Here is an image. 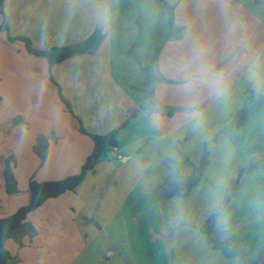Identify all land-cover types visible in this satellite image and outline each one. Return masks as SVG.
I'll use <instances>...</instances> for the list:
<instances>
[{
    "label": "crops",
    "instance_id": "0c3cea01",
    "mask_svg": "<svg viewBox=\"0 0 264 264\" xmlns=\"http://www.w3.org/2000/svg\"><path fill=\"white\" fill-rule=\"evenodd\" d=\"M168 6L178 30L171 39ZM5 17L8 30L1 29ZM96 30L104 36L97 49L52 69L9 39L26 37L48 51ZM158 49L166 81L155 85L150 103L141 87ZM263 86L264 0H4L0 219L30 203V181L80 173L94 150L81 124L89 134L106 135L137 112L115 151L82 183L27 215L6 243L7 264H170L175 249L170 255L166 242L183 223L170 219L169 183L191 175L205 142L218 133L204 180L181 200L203 183L224 192L240 166L264 157V104L241 126L224 130L247 106L248 92ZM8 163L18 188L13 194L4 179ZM220 203L219 196L207 203L195 225ZM230 228L234 246L257 257L264 247V163L241 177L218 216L216 235Z\"/></svg>",
    "mask_w": 264,
    "mask_h": 264
},
{
    "label": "trees",
    "instance_id": "16d2710c",
    "mask_svg": "<svg viewBox=\"0 0 264 264\" xmlns=\"http://www.w3.org/2000/svg\"><path fill=\"white\" fill-rule=\"evenodd\" d=\"M3 1L0 0V6L3 13ZM169 10V24L170 33L168 39L177 35V28L174 23V7L168 6ZM3 30H8L6 17ZM103 33L100 30H96L92 36L88 39L79 42L77 44L66 47H54L48 51L36 50L32 46V42L26 37H9L11 41H22L29 54L36 56H43L47 59L50 69L53 66L62 63L63 61L78 55L90 53L97 49L103 41ZM160 49H158L151 64L145 68L146 79L141 87V90L149 94L153 102L154 87L157 83L166 81L165 78L158 73V56ZM62 101L66 106L71 109L68 101L61 96ZM247 106L242 108L234 120L229 123L224 130H230L235 126H241L250 117L256 114L260 107L264 104V96L262 94L255 93L250 90L247 94ZM137 115V112L131 113L128 119L123 123L120 128L113 130L106 135L89 134L81 124V131L89 135L94 142V150L88 157L87 161L83 165L79 174L70 176L66 179L52 182H38L36 180L30 181L29 191L31 195V201L26 207L20 208L14 214L0 219V264H7L10 260V254L6 248L7 241L13 236L14 232L19 229L27 215L41 207L48 199L57 198L62 194L74 190L80 183H82L86 175L94 170L96 165L101 159L109 156L118 147V136L120 131L128 125L130 120ZM220 136V133L216 134L212 141L205 142L202 158L198 165H195L191 175L180 181H172L168 185L165 199L171 198H185L188 197L192 191L204 180V170L210 164L211 161V143L216 142ZM262 163H264V157H257L251 163L242 165L239 167L236 178L232 181L228 188V195L220 206L214 211V213L203 223L200 227L201 232L205 235L209 245L214 249H218L223 252L227 258H238V264H264V247L259 252L257 257L252 258L248 256L245 249L240 247H232L235 239L234 233L228 235L223 241H217L216 239V221L218 216L223 212L227 202L234 194L241 177L247 173H250L257 169ZM4 179L6 183V190L8 194L18 192L17 183L13 175V171L9 165L4 171Z\"/></svg>",
    "mask_w": 264,
    "mask_h": 264
},
{
    "label": "rangeland",
    "instance_id": "374dc122",
    "mask_svg": "<svg viewBox=\"0 0 264 264\" xmlns=\"http://www.w3.org/2000/svg\"><path fill=\"white\" fill-rule=\"evenodd\" d=\"M246 102L248 103L247 100ZM185 173L186 172L183 169L179 174L185 176ZM176 174L179 175L178 172ZM228 188L222 193H217L216 189H214L210 184L203 183V185H201V187L193 193L191 199L188 198L187 201H183L177 197L173 199L170 219L177 223H183V226L177 230V234L175 236H169L170 238L166 242L170 255H172V251L175 249V253L172 255L175 259L173 260L169 257L170 264L239 263L238 258H227L222 251L214 249L211 245H209L205 235L201 232L200 228L195 225L196 220L204 215V206L211 204L217 196H219L223 202L228 195ZM201 203L203 210L201 209ZM186 211H192L193 217L190 218L189 213H187L184 218L183 214ZM244 224L245 223L243 221L237 222L235 226L242 228ZM234 231V228H230L221 234L216 235L217 241H223L228 235L234 233ZM232 247L235 248L234 244H232Z\"/></svg>",
    "mask_w": 264,
    "mask_h": 264
},
{
    "label": "water",
    "instance_id": "95a60500",
    "mask_svg": "<svg viewBox=\"0 0 264 264\" xmlns=\"http://www.w3.org/2000/svg\"><path fill=\"white\" fill-rule=\"evenodd\" d=\"M260 94H262L264 96V86L262 87V89L260 90Z\"/></svg>",
    "mask_w": 264,
    "mask_h": 264
},
{
    "label": "built area",
    "instance_id": "2783aa9c",
    "mask_svg": "<svg viewBox=\"0 0 264 264\" xmlns=\"http://www.w3.org/2000/svg\"><path fill=\"white\" fill-rule=\"evenodd\" d=\"M113 153V152H112ZM120 158V157H119Z\"/></svg>",
    "mask_w": 264,
    "mask_h": 264
}]
</instances>
